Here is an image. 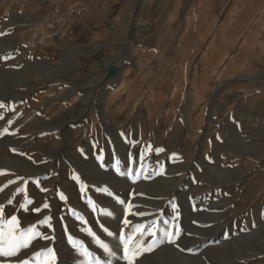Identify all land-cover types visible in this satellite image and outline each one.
Masks as SVG:
<instances>
[{"label":"rangeland","instance_id":"obj_1","mask_svg":"<svg viewBox=\"0 0 264 264\" xmlns=\"http://www.w3.org/2000/svg\"><path fill=\"white\" fill-rule=\"evenodd\" d=\"M17 6L0 3L6 14ZM8 25L0 28L5 55L12 56L14 42L46 54L52 43L46 27L13 41L19 25ZM10 65L0 59V219L15 216L19 231L34 227L36 236L17 256H0V264H41L38 254L47 249L55 264H127L119 233L127 237L137 225L144 228L134 239L146 250L134 264L264 262L257 237L242 242L235 236L242 234L237 218H258L237 207L264 208V180L242 178L235 164L220 162L228 143L219 137V124L205 122L191 135V111L183 108L179 123L170 121L162 131L154 124L155 108L128 100L142 105L140 130L128 124L112 132L101 99L109 69L99 75L90 67L65 80L51 75L42 58ZM70 237L90 255L73 247Z\"/></svg>","mask_w":264,"mask_h":264},{"label":"crops","instance_id":"obj_2","mask_svg":"<svg viewBox=\"0 0 264 264\" xmlns=\"http://www.w3.org/2000/svg\"><path fill=\"white\" fill-rule=\"evenodd\" d=\"M0 3L18 4L8 14L0 9L2 30L8 24L19 25L14 26L13 41L42 27L52 41L44 56L35 52L33 44L15 42L12 56H7L1 44L3 63L15 66L42 58L50 63L51 75L65 80L69 74L82 76L90 67L99 75L115 67L108 92L101 96L112 132L128 124L140 130L142 105L128 100H143L146 108H155L154 124H160L162 131L170 121L178 124L185 108L191 111V135L205 122L221 126L224 135L219 137L229 144L221 163L235 164L242 178L264 180V0ZM117 116L121 123L115 121ZM5 157L11 161L10 154ZM248 211L258 218H237L242 234L235 236L242 242L257 237L263 245L258 259L264 261V208L237 207L239 214Z\"/></svg>","mask_w":264,"mask_h":264},{"label":"snow or ice","instance_id":"obj_3","mask_svg":"<svg viewBox=\"0 0 264 264\" xmlns=\"http://www.w3.org/2000/svg\"><path fill=\"white\" fill-rule=\"evenodd\" d=\"M0 107H4L3 104H0ZM159 151H162L160 149ZM78 180L79 178L76 177ZM63 198V197H61ZM121 203H124L121 201ZM47 207V205H45ZM2 211V210H0ZM50 218H45V221L42 223H46ZM128 221L125 220V224ZM18 221L15 216H12L9 220L0 219V256L2 257H14L17 256L20 250L29 246L30 241L36 236V231L34 227H30L27 230L19 231L17 228ZM144 228L143 225H137L133 230L132 234L125 236L123 230L119 233V240L123 245L124 258L127 261V264H134L135 258L146 249L143 246L142 241H137L134 239L137 232H141ZM88 234L92 236L91 230L88 231ZM142 234V232H141ZM150 235H155L154 232H150ZM109 235H112L109 233ZM170 235V234H169ZM95 239V237H94ZM98 245L104 248L105 251L111 252L108 249L107 245H104L101 241H96ZM69 243L76 248L82 250V253L85 257L89 256L90 253L86 249H83V245H81L78 241L73 240L71 237L69 238ZM150 250V249H147ZM39 256H42L44 259L41 261V264H55V255L52 249H47L45 252L39 253ZM23 264H29L28 261H24Z\"/></svg>","mask_w":264,"mask_h":264},{"label":"water","instance_id":"obj_4","mask_svg":"<svg viewBox=\"0 0 264 264\" xmlns=\"http://www.w3.org/2000/svg\"><path fill=\"white\" fill-rule=\"evenodd\" d=\"M116 72V68L115 67H111L107 73L108 77H112Z\"/></svg>","mask_w":264,"mask_h":264},{"label":"built area","instance_id":"obj_5","mask_svg":"<svg viewBox=\"0 0 264 264\" xmlns=\"http://www.w3.org/2000/svg\"><path fill=\"white\" fill-rule=\"evenodd\" d=\"M145 1H147V0H141V3L143 4Z\"/></svg>","mask_w":264,"mask_h":264},{"label":"bare ground","instance_id":"obj_6","mask_svg":"<svg viewBox=\"0 0 264 264\" xmlns=\"http://www.w3.org/2000/svg\"><path fill=\"white\" fill-rule=\"evenodd\" d=\"M85 168H87V167H85ZM89 169V168H88Z\"/></svg>","mask_w":264,"mask_h":264}]
</instances>
